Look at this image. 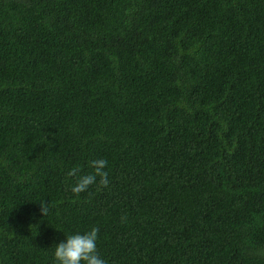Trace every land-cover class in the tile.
<instances>
[{
	"label": "trees",
	"instance_id": "1",
	"mask_svg": "<svg viewBox=\"0 0 264 264\" xmlns=\"http://www.w3.org/2000/svg\"><path fill=\"white\" fill-rule=\"evenodd\" d=\"M92 227L107 264H264V0H0V264Z\"/></svg>",
	"mask_w": 264,
	"mask_h": 264
},
{
	"label": "clouds",
	"instance_id": "2",
	"mask_svg": "<svg viewBox=\"0 0 264 264\" xmlns=\"http://www.w3.org/2000/svg\"><path fill=\"white\" fill-rule=\"evenodd\" d=\"M93 171L85 175H77L79 168H73L68 172L69 176H75L76 182L71 187L72 193L79 196L86 192L88 188L99 183L102 187H108L109 179L106 168L108 161L104 158L93 159L89 162ZM99 178V180L97 179ZM40 211L44 216L49 214V202L39 200ZM99 228L92 227L84 233H75L67 235L66 241H61L56 245L54 259L56 264H107L97 251V239Z\"/></svg>",
	"mask_w": 264,
	"mask_h": 264
}]
</instances>
